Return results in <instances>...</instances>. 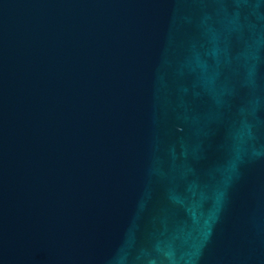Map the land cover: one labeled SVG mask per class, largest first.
I'll use <instances>...</instances> for the list:
<instances>
[{
  "label": "water",
  "instance_id": "95a60500",
  "mask_svg": "<svg viewBox=\"0 0 264 264\" xmlns=\"http://www.w3.org/2000/svg\"><path fill=\"white\" fill-rule=\"evenodd\" d=\"M0 264H264V0H0Z\"/></svg>",
  "mask_w": 264,
  "mask_h": 264
}]
</instances>
